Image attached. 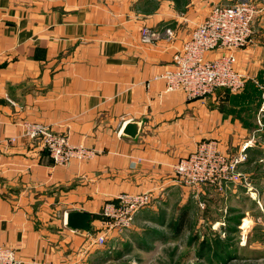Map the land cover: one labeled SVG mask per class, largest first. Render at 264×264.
<instances>
[{
    "label": "crops",
    "instance_id": "1",
    "mask_svg": "<svg viewBox=\"0 0 264 264\" xmlns=\"http://www.w3.org/2000/svg\"><path fill=\"white\" fill-rule=\"evenodd\" d=\"M226 1L0 0V246L23 264H114L122 247L160 255L165 238L177 239L190 221L191 200L206 202L214 227L227 212L225 219H239L247 208L264 209V92L251 97L264 89V10L237 52L236 68L247 78L240 93L218 89L191 100L154 81L211 6ZM143 27L156 32L152 43L141 42ZM129 124L134 137L124 134ZM26 125L65 134L96 154L55 167ZM203 141L230 159L244 154V182L194 190L177 184L173 166ZM147 191L150 206L129 231L108 235L102 247L91 244L104 203ZM213 198L223 213L211 212ZM173 206L180 210L174 220ZM73 211L88 215V230L67 226ZM150 221L156 230L138 233Z\"/></svg>",
    "mask_w": 264,
    "mask_h": 264
},
{
    "label": "built area",
    "instance_id": "2",
    "mask_svg": "<svg viewBox=\"0 0 264 264\" xmlns=\"http://www.w3.org/2000/svg\"><path fill=\"white\" fill-rule=\"evenodd\" d=\"M258 13L256 6L247 0L233 5L215 4L207 15L191 30L188 38L172 57V66L154 77L163 81L166 93H183L188 99L204 98L218 89L238 94L247 78L238 71L237 52L247 47L252 38V25ZM141 42L152 43L156 36L149 27L140 30ZM171 36L169 29L165 30ZM1 55V53H0ZM262 110V108H261ZM30 139L41 137L42 149L52 165L65 168L71 161L91 160L96 152L84 145H74L67 135L47 132L38 125H26ZM11 143L14 140L10 141ZM245 155L230 159L222 154L214 141L200 142L194 151L179 157L173 166V177L186 189L216 186L221 189L228 183L244 182L238 164ZM150 191L120 193L100 209L101 227L91 244L106 245L107 236L129 231L138 212L148 208ZM264 212L263 207H260ZM0 264H23L10 247L0 246Z\"/></svg>",
    "mask_w": 264,
    "mask_h": 264
},
{
    "label": "rangeland",
    "instance_id": "3",
    "mask_svg": "<svg viewBox=\"0 0 264 264\" xmlns=\"http://www.w3.org/2000/svg\"><path fill=\"white\" fill-rule=\"evenodd\" d=\"M239 1L227 0L220 5H233L234 3H239ZM247 1L256 6L258 13L254 22L258 23L257 19L264 10V0ZM178 2H183V0H178ZM254 22L253 24H255ZM259 31L260 29H258ZM256 32L257 30L255 34ZM260 91L264 92V89L258 88L257 92H254L251 96L253 100H258L262 96ZM150 203L148 206H150ZM221 206L222 202L217 198H213L210 206L212 208L211 212L214 210L216 214L223 213L224 210L220 208ZM206 207H208L206 202L202 205L197 199L191 200L190 203L186 204V217H190V221H186V224L181 225V233L177 239H175L176 236H173V240L169 236L165 238V243L167 244L162 247L160 255H153L152 250L149 253H144L136 250L131 251V248L128 250L127 248L123 249L122 247L119 255L124 251V257H121L120 261L114 264H264V212H262L260 207L256 206L257 209L256 207L254 209H245V216L239 217V219L235 218L236 214H233L229 219H225L230 215L227 212L222 221L218 220L219 226L216 227L210 226L212 222L205 216ZM170 210V218L174 220L180 210L177 206H173ZM155 217V219H158L159 216L156 215ZM236 221L237 223L232 224ZM174 224L172 221L169 223V230L167 227L165 230H168V233L172 230L174 233ZM155 226L157 225L150 221L142 229H139L138 233L152 234L151 230H156ZM184 235L187 236L184 237ZM189 241L194 244L192 250L186 246ZM134 243L136 242L132 244ZM190 251L192 252L190 253ZM214 252L219 253L218 258L214 257ZM198 256L205 257V261L200 262L197 260L196 257ZM96 257L99 259V253L96 254ZM97 261L96 264H101L99 260Z\"/></svg>",
    "mask_w": 264,
    "mask_h": 264
},
{
    "label": "water",
    "instance_id": "4",
    "mask_svg": "<svg viewBox=\"0 0 264 264\" xmlns=\"http://www.w3.org/2000/svg\"><path fill=\"white\" fill-rule=\"evenodd\" d=\"M124 134L128 137H134L136 135V130L133 126V124H129L124 128ZM67 226L70 229L82 231V230H88L89 228V217L86 213H80V212H69L67 216Z\"/></svg>",
    "mask_w": 264,
    "mask_h": 264
},
{
    "label": "trees",
    "instance_id": "5",
    "mask_svg": "<svg viewBox=\"0 0 264 264\" xmlns=\"http://www.w3.org/2000/svg\"><path fill=\"white\" fill-rule=\"evenodd\" d=\"M218 254L219 253H217V252H214V254L213 255H215L214 257H217L218 256ZM218 258V257H217Z\"/></svg>",
    "mask_w": 264,
    "mask_h": 264
}]
</instances>
